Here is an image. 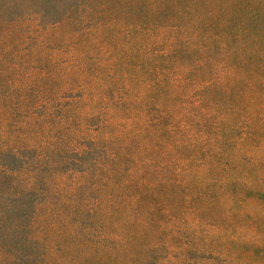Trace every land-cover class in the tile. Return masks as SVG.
Wrapping results in <instances>:
<instances>
[{
    "label": "trees",
    "instance_id": "obj_1",
    "mask_svg": "<svg viewBox=\"0 0 264 264\" xmlns=\"http://www.w3.org/2000/svg\"><path fill=\"white\" fill-rule=\"evenodd\" d=\"M0 4V264H264V0Z\"/></svg>",
    "mask_w": 264,
    "mask_h": 264
},
{
    "label": "rangeland",
    "instance_id": "obj_2",
    "mask_svg": "<svg viewBox=\"0 0 264 264\" xmlns=\"http://www.w3.org/2000/svg\"><path fill=\"white\" fill-rule=\"evenodd\" d=\"M0 17L2 18V19H8V18H11V17H13V16H11L10 15V13H9V11L5 8V6L3 5V4H0ZM31 34H29V36H30ZM28 36V38L26 39V40H24L25 42H27V43H32V40H31V37L32 36H30L29 37ZM28 44V45H29ZM27 45V46H28ZM31 46V45H30ZM48 51H50V53L51 54H53L54 56H56V57H59L60 59H61V61H62V64H65V63H69V59H71V61H72V64L74 63V60L72 59V57L74 56V55H76V52L74 51V50H72V49H68V47L66 46V45H61V44H56V45H53L52 47H51V49L50 50H48ZM47 52V51H46ZM107 55H106V53H104L103 55H102V57L103 58H107L106 57ZM91 58L92 57H90V61H88L87 59H86V63H90L91 62ZM68 61V62H67ZM51 66V65H50ZM50 66H48V65H44V66H42V65H40V66H37L38 67V69H36V72H35V74H32V76H33V78H34V80H36V79H41V81H43V80H48V78H44L43 77V75H45L47 72H49L50 71ZM85 66H87V67H89L88 65H85ZM56 73H57V71H56ZM59 79V78H58ZM60 80V79H59ZM50 81V80H49ZM55 82L56 83H58V80L56 79L55 80ZM59 84H62V81H59ZM42 98H40V102L41 103H45V100H50V99H53V98H55V94L54 93H50V96L48 97V98H46L45 99V96H41ZM47 103H51L50 101H48ZM58 102H56V104H57ZM245 229H248V228H245Z\"/></svg>",
    "mask_w": 264,
    "mask_h": 264
}]
</instances>
